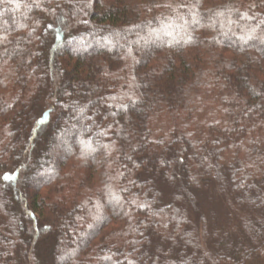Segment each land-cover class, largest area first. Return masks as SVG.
Here are the masks:
<instances>
[{
	"label": "trees",
	"instance_id": "16d2710c",
	"mask_svg": "<svg viewBox=\"0 0 264 264\" xmlns=\"http://www.w3.org/2000/svg\"><path fill=\"white\" fill-rule=\"evenodd\" d=\"M0 264H264V0H0Z\"/></svg>",
	"mask_w": 264,
	"mask_h": 264
},
{
	"label": "snow or ice",
	"instance_id": "6c2138e0",
	"mask_svg": "<svg viewBox=\"0 0 264 264\" xmlns=\"http://www.w3.org/2000/svg\"><path fill=\"white\" fill-rule=\"evenodd\" d=\"M4 179H5V180H10V179H11V177H10V176H7V175H5Z\"/></svg>",
	"mask_w": 264,
	"mask_h": 264
},
{
	"label": "rangeland",
	"instance_id": "374dc122",
	"mask_svg": "<svg viewBox=\"0 0 264 264\" xmlns=\"http://www.w3.org/2000/svg\"><path fill=\"white\" fill-rule=\"evenodd\" d=\"M214 207H216V208H218V206L217 205H213Z\"/></svg>",
	"mask_w": 264,
	"mask_h": 264
}]
</instances>
